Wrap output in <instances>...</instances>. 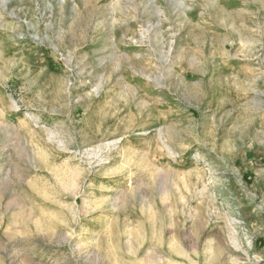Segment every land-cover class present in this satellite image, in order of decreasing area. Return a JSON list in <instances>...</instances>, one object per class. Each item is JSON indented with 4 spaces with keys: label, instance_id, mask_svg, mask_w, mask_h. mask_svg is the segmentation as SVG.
I'll list each match as a JSON object with an SVG mask.
<instances>
[{
    "label": "rangeland",
    "instance_id": "374dc122",
    "mask_svg": "<svg viewBox=\"0 0 264 264\" xmlns=\"http://www.w3.org/2000/svg\"><path fill=\"white\" fill-rule=\"evenodd\" d=\"M0 264H264V0H0Z\"/></svg>",
    "mask_w": 264,
    "mask_h": 264
},
{
    "label": "bare ground",
    "instance_id": "6f19581e",
    "mask_svg": "<svg viewBox=\"0 0 264 264\" xmlns=\"http://www.w3.org/2000/svg\"><path fill=\"white\" fill-rule=\"evenodd\" d=\"M99 91H100V89H99V87L95 90V92L94 93H99ZM134 95H135V93H134ZM140 102V101H139ZM143 103V102H142ZM144 105V103L142 104V106ZM112 173V172H111ZM110 173V174H111Z\"/></svg>",
    "mask_w": 264,
    "mask_h": 264
}]
</instances>
